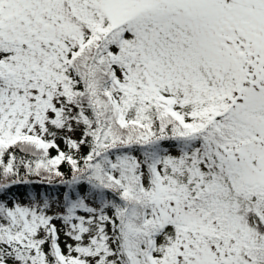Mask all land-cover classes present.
<instances>
[{"label":"snow or ice","instance_id":"snow-or-ice-1","mask_svg":"<svg viewBox=\"0 0 264 264\" xmlns=\"http://www.w3.org/2000/svg\"><path fill=\"white\" fill-rule=\"evenodd\" d=\"M0 264H264V0H0Z\"/></svg>","mask_w":264,"mask_h":264},{"label":"trees","instance_id":"trees-1","mask_svg":"<svg viewBox=\"0 0 264 264\" xmlns=\"http://www.w3.org/2000/svg\"><path fill=\"white\" fill-rule=\"evenodd\" d=\"M67 166H65V169H66Z\"/></svg>","mask_w":264,"mask_h":264}]
</instances>
